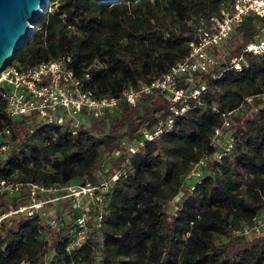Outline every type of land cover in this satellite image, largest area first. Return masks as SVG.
<instances>
[{"label":"trees","instance_id":"obj_1","mask_svg":"<svg viewBox=\"0 0 264 264\" xmlns=\"http://www.w3.org/2000/svg\"><path fill=\"white\" fill-rule=\"evenodd\" d=\"M224 1L51 0L54 10L12 63L30 66L71 55L79 75L92 73L89 87L98 96L120 97L126 87L150 82L180 61L200 17L218 11ZM260 22L250 15L236 26L225 42L226 54L216 51L222 64L243 50ZM247 61L241 71L229 70L221 78L204 76L207 105L193 104L171 131L132 157L128 174L108 195L109 214L80 249L65 250L72 220L51 226L20 212L0 221V264H264V227L258 236L235 233L264 208V101L234 115L236 145L222 161L215 159L212 144L223 121L212 106L232 110L264 89V56L247 54ZM4 93L0 85V130L10 128L0 142L8 143L5 155L0 152V175L46 185L98 183L105 159L111 172L124 162V155L112 157L122 140L134 141L140 130L170 113L167 97L158 93L152 101L121 103L105 116H90V125L72 134L67 125L34 115L8 116ZM203 157L208 161L202 179L190 190L186 176ZM171 202L177 203L172 214ZM28 203L26 190L13 197L0 194V216ZM215 235L227 240L218 245Z\"/></svg>","mask_w":264,"mask_h":264},{"label":"built area","instance_id":"obj_2","mask_svg":"<svg viewBox=\"0 0 264 264\" xmlns=\"http://www.w3.org/2000/svg\"><path fill=\"white\" fill-rule=\"evenodd\" d=\"M53 10L50 0L49 6L42 11L45 15ZM250 15L264 22V0H225L218 11L200 17L188 42V52L180 61L150 82H143L138 87H126L120 97L98 96L89 87L93 80L92 73L79 75L72 65L71 55L42 60L30 66L11 62L0 72V85L5 88L6 114L12 118L34 115L48 124L67 125L69 132L77 134L81 125H90V116H105L114 112L121 103L134 106L143 98L152 101L158 93L167 97L170 113L159 119L152 128L140 130L134 141L122 140L121 147L113 152L112 157L124 155V162L111 172L109 159H105L98 172L102 178L98 183L85 180L65 185H46L0 175V194L13 197L26 190L29 197L28 204L3 213L0 221L20 212H25L29 217L38 216L51 226H58L63 219H70L74 225L65 250L72 254L80 249L89 238L91 230L99 228L109 214L108 195L113 183L128 174V164L132 157L148 142L171 131L176 119L191 109L193 104H206L204 94L208 84L204 76L211 75L218 79L229 70L241 71L248 66L247 54L264 56V23L261 22L256 25L258 30L243 50L226 60L225 64H222L220 55L216 54L234 36L236 26ZM255 100L264 101V89L257 94L245 96L241 104L232 110H221L215 104L212 106L223 120L212 136V144L217 146L214 153L217 161L228 156L236 145V135L232 129L235 124L234 115L244 105ZM6 135H10V128L0 130V142L6 141ZM7 147V142L1 143L2 156ZM207 161L208 157H203L187 174L190 190H194L195 182L202 179ZM183 195L181 191L175 200L179 201ZM263 227L264 208L253 216L250 224H244L235 233L244 237L252 233L258 236Z\"/></svg>","mask_w":264,"mask_h":264},{"label":"water","instance_id":"obj_3","mask_svg":"<svg viewBox=\"0 0 264 264\" xmlns=\"http://www.w3.org/2000/svg\"><path fill=\"white\" fill-rule=\"evenodd\" d=\"M114 2L120 0H96ZM50 0H0V72L15 58L42 23Z\"/></svg>","mask_w":264,"mask_h":264},{"label":"rangeland","instance_id":"obj_4","mask_svg":"<svg viewBox=\"0 0 264 264\" xmlns=\"http://www.w3.org/2000/svg\"><path fill=\"white\" fill-rule=\"evenodd\" d=\"M226 50H227L226 47L222 48L221 53H222V54H226ZM148 101H149V100H148ZM136 137H137V135H136ZM136 137H135V138H136ZM176 202H177V201H176ZM176 202H171V203L169 204V206H168V208H167V212H168V213L172 214V212H173V213L175 212V210H176V204H177ZM226 240H227L226 237H221V236H219V235H215V241L217 242L218 245L222 244V243L225 242Z\"/></svg>","mask_w":264,"mask_h":264}]
</instances>
